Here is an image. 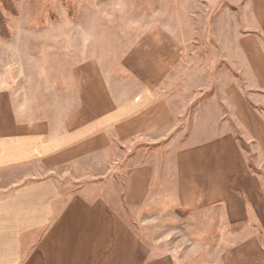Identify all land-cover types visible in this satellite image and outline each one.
Instances as JSON below:
<instances>
[{
    "label": "crops",
    "instance_id": "0c3cea01",
    "mask_svg": "<svg viewBox=\"0 0 264 264\" xmlns=\"http://www.w3.org/2000/svg\"><path fill=\"white\" fill-rule=\"evenodd\" d=\"M239 2L244 26L256 27L250 30L261 36L244 30L229 43L240 46L251 82L264 90V0ZM152 23L126 58L130 75L139 84L127 99L117 101L107 74L97 62L87 61L73 70L78 100L60 123L19 119L14 103L10 110L0 105V181L24 170L48 172L0 184V264H176L171 255H153L126 217L130 208L159 201L165 187L184 211L217 208L225 222L239 228L228 234L236 242L223 253V264H264L259 236V231L264 233V115L242 100L235 85L234 117L251 138L256 172L236 137L224 133L203 137L168 158L173 164L167 168L168 183L157 186L153 195L150 162L125 171L118 197V189L114 196H105L103 190L111 186L98 180L69 181L73 189L61 191L57 170L108 152L115 143L177 139L172 135L178 106L154 95L168 65L176 63V56L167 62L174 57L169 48L174 41L163 26ZM140 44L150 47L139 48ZM54 173L56 177L49 175Z\"/></svg>",
    "mask_w": 264,
    "mask_h": 264
},
{
    "label": "rangeland",
    "instance_id": "374dc122",
    "mask_svg": "<svg viewBox=\"0 0 264 264\" xmlns=\"http://www.w3.org/2000/svg\"><path fill=\"white\" fill-rule=\"evenodd\" d=\"M239 6V0H0V21L7 27L4 30L0 24V105L10 110L14 103L19 119L46 118L60 123L78 100L73 70L87 61L103 65L107 85L113 88L117 101L127 99L139 84L130 75L126 58L154 21L174 41L169 44L174 57L167 62L176 56V63L168 65L154 95L178 106L172 135L177 139L115 143L108 152L57 170L61 171V191L73 189L69 181L98 180L111 186L103 190L105 196H114L118 189V197L125 171L150 162L153 195L157 186L168 183L171 172L167 168L173 165L168 158L203 137L224 133L241 140L246 158L255 166L251 138L234 117L232 89L233 85L240 88L242 100L262 115L264 96L260 91L264 90L251 82L240 46L229 41H236L246 30L261 35L250 30L256 27L244 26ZM102 26L108 27L111 37L114 29L121 31L122 36L116 37L122 42L120 47L116 49L114 38L106 37ZM143 44L139 48L150 47ZM235 52L240 54L238 60H234ZM47 173L46 169L35 174L24 170L15 178L6 176L0 184ZM49 175L56 177V173ZM161 195L156 203L152 200V206L130 208L126 215L152 254L171 255L176 264H223V253L236 242L228 234L239 228L225 222L217 208L186 212L174 204L168 188ZM142 209H146L144 219ZM259 236L264 245V233L259 231Z\"/></svg>",
    "mask_w": 264,
    "mask_h": 264
},
{
    "label": "trees",
    "instance_id": "16d2710c",
    "mask_svg": "<svg viewBox=\"0 0 264 264\" xmlns=\"http://www.w3.org/2000/svg\"><path fill=\"white\" fill-rule=\"evenodd\" d=\"M12 6H14L13 4H12ZM1 15H2V12L0 11V19H2V17H1ZM0 24H1V27L4 29V30H6V26H5V23H4V20H2V21H0ZM101 31L103 32V33H105L106 35V37H109L110 39H113L114 38V45H115V47H116V49L118 48V47H120L121 46V44H122V42H121V40H117L116 39V37H121L122 36V33H121V31L119 30L118 31V33H116L115 32V29H114V32L112 33V34H114V37H111L110 36V30L108 29V27H103L102 26V28H101ZM100 32V31H99ZM101 33V32H100ZM102 34V33H101ZM124 35V34H123ZM121 61H123V57L120 59ZM98 64V66H99V68H100V70L105 74V71H104V69L102 68L103 67V65L101 64V63H97ZM5 90H7V89H5ZM238 139V138H237ZM239 141V145L241 146V149L244 151V153H245V151H246V149L242 146V142H241V140H238ZM249 166H250V168L253 170V171H255L256 172V168L251 164V163H249Z\"/></svg>",
    "mask_w": 264,
    "mask_h": 264
}]
</instances>
